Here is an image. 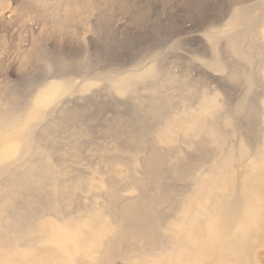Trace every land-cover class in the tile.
Segmentation results:
<instances>
[{
    "label": "rangeland",
    "instance_id": "1",
    "mask_svg": "<svg viewBox=\"0 0 264 264\" xmlns=\"http://www.w3.org/2000/svg\"><path fill=\"white\" fill-rule=\"evenodd\" d=\"M202 99L219 109L221 134L186 135L180 119ZM175 119L176 140L167 132ZM263 154L264 0H0L4 256L40 251L38 225L54 221L45 209L57 199L72 211L87 204L81 221L96 202L118 215L97 263L144 264L189 173L228 161L240 182ZM40 174L50 183L25 190L21 207L41 213L17 231L6 207ZM135 211L146 230L141 218L120 228V215Z\"/></svg>",
    "mask_w": 264,
    "mask_h": 264
},
{
    "label": "bare ground",
    "instance_id": "2",
    "mask_svg": "<svg viewBox=\"0 0 264 264\" xmlns=\"http://www.w3.org/2000/svg\"><path fill=\"white\" fill-rule=\"evenodd\" d=\"M199 103L201 108L197 113L183 114L180 119L187 128L186 135L221 134L215 126L219 109L208 108L205 99ZM19 111L18 108L10 114ZM178 120L167 122L169 139L180 137L173 133ZM242 146L245 147L243 142ZM135 167L144 171V175L148 174L140 161H136ZM251 167L252 170L240 182L237 175L230 174L232 170L228 161L213 168H206V164L197 166L189 173V181L178 197L176 211L171 209L168 212L172 222L163 230L151 232V260L147 259L144 264H241V259L244 264H261L264 257V154L253 160ZM48 177L40 174L38 180L27 183L17 191L21 198L16 197L6 207L7 219H13L12 227L17 231L24 228L29 216L41 213L39 209L38 214L22 211L21 205H24L28 193L24 191L34 189L36 184L37 188L48 185ZM114 186L121 187V180L117 179ZM133 189L132 185L127 191L133 192ZM47 202L48 197L39 208L45 207ZM56 202L57 199L50 209H45L46 215L54 221L38 225L44 229L40 251L24 257H7L0 253V264H99L95 261L99 249L108 239L118 235V228L112 227L118 215L107 211L109 204L100 206L101 203L96 202L94 213L87 214L81 221L77 217L86 210L87 204L72 211ZM141 214L135 211L120 215L119 227H130L136 218L147 222ZM75 220L78 222L73 224ZM146 227L148 222L141 230L145 231ZM29 228L36 229L37 226L33 224Z\"/></svg>",
    "mask_w": 264,
    "mask_h": 264
}]
</instances>
